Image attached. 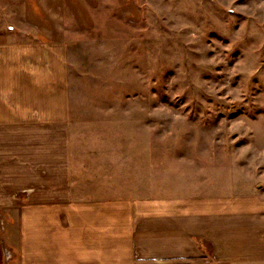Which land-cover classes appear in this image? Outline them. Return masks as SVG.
Masks as SVG:
<instances>
[{
  "label": "rangeland",
  "instance_id": "374dc122",
  "mask_svg": "<svg viewBox=\"0 0 264 264\" xmlns=\"http://www.w3.org/2000/svg\"><path fill=\"white\" fill-rule=\"evenodd\" d=\"M31 1L0 18L30 33ZM42 1L68 45L74 179L109 198L264 196V0Z\"/></svg>",
  "mask_w": 264,
  "mask_h": 264
},
{
  "label": "crops",
  "instance_id": "0c3cea01",
  "mask_svg": "<svg viewBox=\"0 0 264 264\" xmlns=\"http://www.w3.org/2000/svg\"><path fill=\"white\" fill-rule=\"evenodd\" d=\"M26 4L30 33L0 18V264H264V196L148 186L109 198L95 175L74 179L68 45L56 12Z\"/></svg>",
  "mask_w": 264,
  "mask_h": 264
},
{
  "label": "built area",
  "instance_id": "2783aa9c",
  "mask_svg": "<svg viewBox=\"0 0 264 264\" xmlns=\"http://www.w3.org/2000/svg\"><path fill=\"white\" fill-rule=\"evenodd\" d=\"M2 255H3V258L8 259V257H10V251L6 248H3Z\"/></svg>",
  "mask_w": 264,
  "mask_h": 264
}]
</instances>
